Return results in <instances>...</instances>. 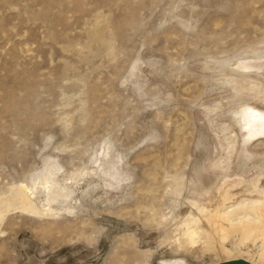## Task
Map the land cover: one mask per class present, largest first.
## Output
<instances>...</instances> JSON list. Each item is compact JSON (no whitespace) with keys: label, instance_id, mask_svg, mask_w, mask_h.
Wrapping results in <instances>:
<instances>
[{"label":"rangeland","instance_id":"rangeland-1","mask_svg":"<svg viewBox=\"0 0 264 264\" xmlns=\"http://www.w3.org/2000/svg\"><path fill=\"white\" fill-rule=\"evenodd\" d=\"M263 110L264 0H0V264H264Z\"/></svg>","mask_w":264,"mask_h":264},{"label":"bare ground","instance_id":"bare-ground-1","mask_svg":"<svg viewBox=\"0 0 264 264\" xmlns=\"http://www.w3.org/2000/svg\"><path fill=\"white\" fill-rule=\"evenodd\" d=\"M252 106V105H250ZM255 107V106H253ZM256 109H259L257 107H255ZM251 109V108H250ZM253 109V108H252ZM261 110V109H260ZM262 111V110H261ZM264 111V110H263ZM248 112V110H247ZM253 113V111H252ZM247 115V114H244ZM254 115V114H252ZM256 115V113H255ZM258 116V115H257ZM246 117V116H245ZM244 120V119H243ZM255 120V118H254ZM264 120V119H262ZM261 122V121H260ZM264 122V121H263ZM255 123V122H254ZM259 124V122H258ZM255 126V125H254ZM247 127V126H246ZM256 127V126H255ZM264 128V127H263ZM254 129V128H253ZM257 129V128H256ZM261 131V130H260ZM264 131V130H263ZM262 131V132H263ZM242 132V138H243V131ZM252 132V131H251ZM250 132V133H251ZM253 134V133H252ZM243 145L244 146H250L252 143L250 141V143L245 144L244 143V138H243ZM222 167V166H221ZM229 167V166H228ZM47 180V179H46ZM261 180V179H260ZM259 180V181H260ZM242 183L236 184L235 186H231L227 189H225L221 196V201L219 202V204L216 206L215 210H214V219H216L215 221H213L214 227L217 230V233L220 235V238L223 239H227L229 235H231V233L234 232H241L243 235V239L244 240H255L256 238H258L259 236L264 238V187L261 188L259 183H255L254 186V192H257L258 194L261 195V198L258 199H253V200H244L241 201L238 206L235 205V207L230 208L228 204H230V200L232 198H234V194L232 193V190L234 189V187L241 185ZM49 186V185H48ZM50 187V186H49ZM26 186H20L17 187L15 189H13V198L10 200H13L14 204L17 206V208H21L23 210H26L28 212H32L35 214H42V210L41 212L36 209L34 207L35 204H33L34 202L31 200V197L28 195ZM32 192V191H31ZM60 193V192H59ZM57 194V193H56ZM219 194V193H218ZM255 196V195H254ZM219 198V197H218ZM249 198V197H248ZM251 199V198H250ZM216 201V200H215ZM229 201V202H228ZM10 202V201H9ZM194 202V201H193ZM12 204V202H11ZM196 204V203H195ZM214 204V203H213ZM13 205V204H12ZM11 205V206H12ZM197 205V204H196ZM199 209L201 210V212H205L207 211V208L205 206H198ZM8 208V207H7ZM197 208V207H196ZM248 208L250 211L249 212H245L242 211L241 209H245ZM48 210V209H47ZM50 210V209H49ZM197 210V209H196ZM50 213V211H48ZM211 212V211H209ZM31 213V214H32ZM45 213V212H44ZM49 213L47 215H49ZM53 213V212H52ZM241 214H244L242 217H237L240 216ZM52 215V214H50ZM2 213H0V218L2 217ZM43 216V214H42ZM213 217V216H212ZM209 220V219H208ZM198 223V219L196 218H192L191 220L187 221V225H188V229L185 230V237L186 240L191 244L194 245L196 242H198V239L200 238V233L201 230L198 227V225L196 226L197 229L195 228H191L192 224H196ZM210 224V223H209ZM212 224V225H213ZM186 225V226H187ZM195 226V225H194ZM207 227H209L207 225ZM210 227L213 228V226L210 225ZM203 231V230H202ZM207 235H206V241L207 242H211V237H210V233L207 230L206 231ZM214 233V232H213ZM214 235V234H213ZM215 237V236H213ZM212 237V238H213ZM214 239V238H213ZM216 240V239H215ZM186 241V242H187ZM203 242V241H202ZM206 242V243H207ZM197 244V243H196ZM213 245V243H212ZM208 246V245H207ZM225 246V245H224ZM129 252V251H128ZM227 253V252H226ZM264 254V253H263ZM247 260V259H246ZM249 261V260H248ZM251 262V261H250ZM181 262H170L168 264H179ZM253 263V262H252ZM167 264V263H166ZM256 264V263H253Z\"/></svg>","mask_w":264,"mask_h":264},{"label":"water","instance_id":"water-1","mask_svg":"<svg viewBox=\"0 0 264 264\" xmlns=\"http://www.w3.org/2000/svg\"><path fill=\"white\" fill-rule=\"evenodd\" d=\"M216 264H253V263L246 259L238 258V259L225 260Z\"/></svg>","mask_w":264,"mask_h":264},{"label":"crops","instance_id":"crops-1","mask_svg":"<svg viewBox=\"0 0 264 264\" xmlns=\"http://www.w3.org/2000/svg\"><path fill=\"white\" fill-rule=\"evenodd\" d=\"M263 139H264V138H263ZM260 140H261V139H260ZM257 141H259V140H257ZM257 141H256V142H257ZM254 143H255V142H254ZM252 144H253V143H252ZM252 144H251V145H252Z\"/></svg>","mask_w":264,"mask_h":264}]
</instances>
